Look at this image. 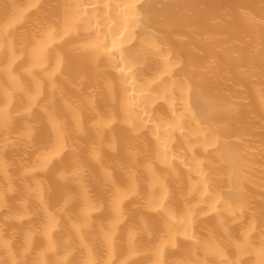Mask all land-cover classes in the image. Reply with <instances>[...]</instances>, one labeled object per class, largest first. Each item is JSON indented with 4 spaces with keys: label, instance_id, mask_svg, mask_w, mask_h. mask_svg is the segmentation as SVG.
<instances>
[{
    "label": "bare ground",
    "instance_id": "1",
    "mask_svg": "<svg viewBox=\"0 0 264 264\" xmlns=\"http://www.w3.org/2000/svg\"><path fill=\"white\" fill-rule=\"evenodd\" d=\"M0 264H264V0H0Z\"/></svg>",
    "mask_w": 264,
    "mask_h": 264
}]
</instances>
